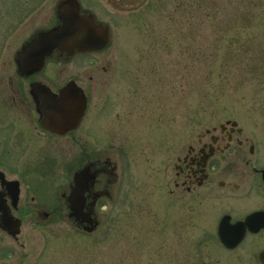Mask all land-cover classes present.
Listing matches in <instances>:
<instances>
[{"label":"flooded vegetation","instance_id":"af4514ba","mask_svg":"<svg viewBox=\"0 0 264 264\" xmlns=\"http://www.w3.org/2000/svg\"><path fill=\"white\" fill-rule=\"evenodd\" d=\"M60 5L87 24L86 49L58 51L50 35L61 26ZM131 6L0 0L1 264L35 254L26 247L33 228L71 248L74 237H102L110 214L133 205L135 91L121 89L128 69L115 59L111 28ZM63 90H75L84 107L76 126L58 133L44 122ZM231 121L200 129L171 162L164 149L166 232L189 243L176 264H264V156Z\"/></svg>","mask_w":264,"mask_h":264},{"label":"rangeland","instance_id":"374dc122","mask_svg":"<svg viewBox=\"0 0 264 264\" xmlns=\"http://www.w3.org/2000/svg\"><path fill=\"white\" fill-rule=\"evenodd\" d=\"M195 1L141 0L111 26L128 69L121 89L135 91L133 205L110 214L102 237H74L71 248L33 228L25 264H176L189 243L166 232L164 149L171 162L200 129L234 120L264 156V0H200L201 10Z\"/></svg>","mask_w":264,"mask_h":264},{"label":"water","instance_id":"95a60500","mask_svg":"<svg viewBox=\"0 0 264 264\" xmlns=\"http://www.w3.org/2000/svg\"><path fill=\"white\" fill-rule=\"evenodd\" d=\"M122 6H131L139 3L141 0H116ZM59 13L61 15V26L51 33V38H55L57 42L58 51L65 53H72L74 50L80 51L86 49L85 43L88 36L87 24L84 19L79 17L77 12H70L63 10V5L59 6ZM78 33H82L77 37ZM88 49V48H87ZM41 53H44L42 51ZM64 90L60 94V100L55 106V111L51 112L52 118L48 119V113H46V120L44 123L53 124L55 131L63 133L66 129L74 128L79 122L84 101L75 90L71 94H66ZM64 93V94H63ZM234 125L235 121H231ZM242 226H247L245 223ZM249 227V226H248Z\"/></svg>","mask_w":264,"mask_h":264},{"label":"trees","instance_id":"16d2710c","mask_svg":"<svg viewBox=\"0 0 264 264\" xmlns=\"http://www.w3.org/2000/svg\"><path fill=\"white\" fill-rule=\"evenodd\" d=\"M200 3H201L200 0H197V1L194 2L195 7L198 8L199 10H201V4H200ZM207 17H208V16H207ZM215 98H216V97H214V99H215Z\"/></svg>","mask_w":264,"mask_h":264}]
</instances>
